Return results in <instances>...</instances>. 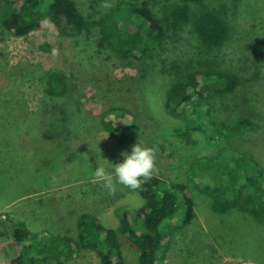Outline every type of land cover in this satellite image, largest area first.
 <instances>
[{
  "label": "rangeland",
  "instance_id": "1",
  "mask_svg": "<svg viewBox=\"0 0 264 264\" xmlns=\"http://www.w3.org/2000/svg\"><path fill=\"white\" fill-rule=\"evenodd\" d=\"M74 1L91 22H101L126 4H148L158 14L163 3L177 2ZM202 4H192V12H217L229 27L228 40L219 50L203 48L192 27L156 45L153 57L142 61L122 59L97 46L99 25L65 36L53 24L42 22L26 37H3L0 232L23 223L32 232L76 238V219L86 212L114 229L124 212L137 222L145 200L124 185L116 184L115 191H109L92 173L99 164L111 171L112 163L122 162V153L139 142L154 150L152 175L186 184L194 196L196 216L173 231L168 248L159 255L160 264H264V212L257 215L245 200L224 213L214 209L212 197L196 184L191 168L196 159L217 150L203 132L188 130L185 120L174 118L164 107L167 90L177 77L173 64L186 71L191 62L195 70L199 68L196 62L217 60L221 69L241 82L234 93L212 100L215 120L233 126L246 116L256 122L258 130L236 134L234 146L264 168V0H206ZM49 72L62 75L67 85L65 95L54 99L66 115L62 118L59 108L52 106L40 124L33 118L47 101ZM116 109L130 113L134 120L123 138L104 125L107 113ZM56 124L58 129H53ZM53 133V140L47 138ZM243 193L247 198L254 190ZM182 218V214L177 217ZM121 244L127 264H137L139 252L133 243L121 236ZM41 264L60 263L47 260ZM63 264L101 262L95 251L83 249L76 259Z\"/></svg>",
  "mask_w": 264,
  "mask_h": 264
},
{
  "label": "trees",
  "instance_id": "2",
  "mask_svg": "<svg viewBox=\"0 0 264 264\" xmlns=\"http://www.w3.org/2000/svg\"><path fill=\"white\" fill-rule=\"evenodd\" d=\"M205 1L165 2L158 14L148 4H126L101 22H91L74 0H0V41L7 34L26 37L42 22L53 24L65 36H76L99 25L97 46L122 59L142 61L153 57L156 45L192 27L203 48L215 51L225 45L230 32L219 13L207 9L192 12V4L203 5ZM196 63L199 68L194 70L191 62L186 71L173 64L177 77L164 101L171 116L185 120L188 130L203 132L208 144L217 150L192 163V178L212 197L217 212L224 213L245 200L259 215L264 212V168L250 154L240 153L233 140L236 134L256 132L259 126L246 116L239 117L233 126L219 123L212 110V100L234 93L241 80L221 69L215 59ZM46 83L47 101L33 118L40 124L53 111L52 106L59 108L54 99L66 93L67 85L59 73H47ZM58 111L62 118L66 115L63 108ZM105 119L107 130L122 138L134 124L132 115L124 110H111ZM57 124L53 129H58ZM49 136L53 140L54 133ZM246 189L254 190L247 198L243 193ZM132 190L145 200L137 212V222L124 212L114 229L105 226L96 214L81 213L76 219V238L36 233L23 223L11 224L0 232V264H41L47 260L63 264L76 259L83 249L95 251L101 264H127L121 236L138 250L137 264H160L159 255L168 248L173 231L190 224L196 216L193 193L186 184L169 183L156 175L142 179L141 187ZM180 214L182 220L177 219Z\"/></svg>",
  "mask_w": 264,
  "mask_h": 264
},
{
  "label": "clouds",
  "instance_id": "3",
  "mask_svg": "<svg viewBox=\"0 0 264 264\" xmlns=\"http://www.w3.org/2000/svg\"><path fill=\"white\" fill-rule=\"evenodd\" d=\"M122 156V162L112 163L111 171L100 164L93 170L94 178L101 181L109 191H115L116 184L138 189L141 187L142 179H149L155 168L154 150L141 146L139 142L133 145L130 152H123Z\"/></svg>",
  "mask_w": 264,
  "mask_h": 264
}]
</instances>
